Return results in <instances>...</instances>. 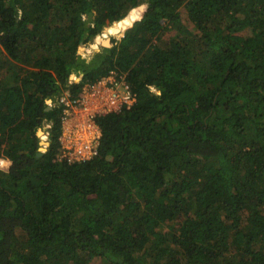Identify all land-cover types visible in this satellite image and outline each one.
Wrapping results in <instances>:
<instances>
[{"label": "trees", "instance_id": "obj_1", "mask_svg": "<svg viewBox=\"0 0 264 264\" xmlns=\"http://www.w3.org/2000/svg\"><path fill=\"white\" fill-rule=\"evenodd\" d=\"M110 70L70 162L58 98ZM102 261L264 264V0H0V264Z\"/></svg>", "mask_w": 264, "mask_h": 264}, {"label": "built area", "instance_id": "obj_2", "mask_svg": "<svg viewBox=\"0 0 264 264\" xmlns=\"http://www.w3.org/2000/svg\"><path fill=\"white\" fill-rule=\"evenodd\" d=\"M152 90L155 91L153 87ZM80 92L75 102L68 92L58 98V104L62 106L61 156L70 162L86 160L97 153L100 139V128L95 121L97 116L119 111L136 100L124 75H117L115 70L94 82L85 83ZM48 104L51 107V100Z\"/></svg>", "mask_w": 264, "mask_h": 264}, {"label": "rangeland", "instance_id": "obj_3", "mask_svg": "<svg viewBox=\"0 0 264 264\" xmlns=\"http://www.w3.org/2000/svg\"><path fill=\"white\" fill-rule=\"evenodd\" d=\"M107 25H108V24H106L105 26H107ZM109 25H110V24H109ZM102 30H103V29H102ZM113 36H115V37H120L121 34H115V35L110 34V35H109V38H110V42H109V44H110V45H111V38H112ZM87 47H88V46H87ZM87 47L84 49V53H86L87 55H92V54L95 53V52H99V51L103 48V45L100 46L99 49H98L97 51H94V52H93L92 50L90 51ZM69 78H70V77H69ZM70 79H71V78H70ZM71 80H72V81H75L76 78H75V79H71ZM71 80H70V81H71ZM48 101H49V99H48ZM48 101H47V103H48ZM47 125H49V127H48ZM47 125H45V126H43V127L41 128V130H42L43 132H44V131H45L46 133L48 132L47 129L50 128V124H47ZM48 138H49V137H48V134H47V138H46L47 142H49ZM46 148H47V145H46L45 149H46ZM99 264H105V263H104V261H102V263L100 262Z\"/></svg>", "mask_w": 264, "mask_h": 264}, {"label": "water", "instance_id": "obj_4", "mask_svg": "<svg viewBox=\"0 0 264 264\" xmlns=\"http://www.w3.org/2000/svg\"><path fill=\"white\" fill-rule=\"evenodd\" d=\"M111 25H107V26H104L103 27V30L106 29V28H110ZM110 41V39H108ZM104 46H110V44L108 43V45H103ZM71 79H75L76 78V74L75 73H71L70 76H69ZM48 101V100H47ZM48 103H50V100L48 101ZM46 109H50V106H47ZM40 131H41V128H38L36 134L37 136L39 137L40 136ZM40 139V138H39ZM41 145H42V142L41 140L39 141V148H38V151L36 153V156H40L41 154H43L45 152L46 149L44 150H41ZM49 145V142H47V146Z\"/></svg>", "mask_w": 264, "mask_h": 264}, {"label": "clouds", "instance_id": "obj_5", "mask_svg": "<svg viewBox=\"0 0 264 264\" xmlns=\"http://www.w3.org/2000/svg\"><path fill=\"white\" fill-rule=\"evenodd\" d=\"M110 39V38H109ZM110 42V41H109ZM104 47H109V46H104ZM71 80V79H70ZM72 81V80H71ZM48 133V132H47Z\"/></svg>", "mask_w": 264, "mask_h": 264}]
</instances>
